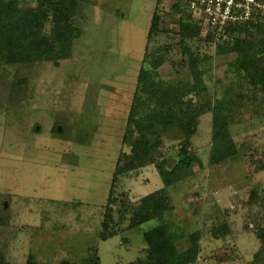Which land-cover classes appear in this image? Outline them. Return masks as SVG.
I'll list each match as a JSON object with an SVG mask.
<instances>
[{
    "label": "rangeland",
    "instance_id": "1",
    "mask_svg": "<svg viewBox=\"0 0 264 264\" xmlns=\"http://www.w3.org/2000/svg\"><path fill=\"white\" fill-rule=\"evenodd\" d=\"M186 3L76 0L70 58L0 65L4 263L82 264L97 252L99 264H154L146 235L162 228L178 256L198 242L193 264H264V88L240 71L264 70V28L215 45ZM54 30L51 13L44 37L56 46ZM143 69L197 123L194 135L163 129L153 106L129 123ZM151 120L154 163L114 182L133 152L129 129L135 141ZM185 146L194 166L167 187L159 168L172 169ZM104 224L115 236L102 242Z\"/></svg>",
    "mask_w": 264,
    "mask_h": 264
},
{
    "label": "trees",
    "instance_id": "2",
    "mask_svg": "<svg viewBox=\"0 0 264 264\" xmlns=\"http://www.w3.org/2000/svg\"><path fill=\"white\" fill-rule=\"evenodd\" d=\"M76 5V0H37L36 7L19 8L12 1L5 2L4 0H0V65L3 63H36L49 60L57 64L61 60L70 58L73 43L80 35L79 31L72 25ZM175 8L179 9L176 6ZM51 13L53 14V21L55 22L54 36L57 47L52 45L44 37V29L50 19ZM154 20L156 19L154 18ZM154 20L150 34L156 29V21ZM198 25L200 34V32L202 33V27L200 24ZM243 28H254L256 31L262 29L258 25L256 27H240L235 29V31L239 32ZM206 41H209V39H206ZM233 45V42H229L221 46L232 48ZM260 45L264 47V39ZM254 66L247 67L246 65H242L240 66V71L248 72V79L255 89L264 88V70H260ZM251 68H253L252 72H249ZM156 77L157 74L155 72L152 73L150 70L143 69L140 72L138 78V94L136 95L137 104L133 109L132 118L129 119V123L134 122V116L141 115V107L145 108L148 106L149 109L153 106L151 109V116L153 117L151 118L158 122L163 129L168 130L179 127L188 137L194 135L196 133L197 123L192 119H187L185 116L186 109L178 111L172 106L173 104L170 101L165 99L164 83ZM143 96L146 98H142ZM169 98L170 100L172 99L171 95H169ZM154 121L151 120L149 126L135 141L133 139L134 133L131 128L129 129L126 139L132 144L133 152L130 155H123L122 161H120L118 170L115 173L114 182H116L119 174L146 168L154 163L153 154L157 147H153V144L150 143L153 142L152 139L147 136V134L150 136L154 134L156 123ZM134 123L137 124L136 121ZM183 148V153L181 155L179 154L177 163L172 169L167 171L165 166H160L159 168L161 180L167 187H171L181 181L186 172L194 166L195 159L190 153L189 147L185 146ZM110 203H112L111 198ZM107 229L108 227L104 224L103 231L99 233L102 242L115 236L114 234L106 235L104 230ZM163 232L164 230L160 228L146 235V242L150 247V256L154 264H193L196 262L200 252V246L197 241H194L192 249L186 254L178 256L172 246L171 238ZM98 256L96 252L94 256L89 258L88 262L83 261L82 264H99L100 257ZM0 264L6 263L3 262V259H0ZM61 264L74 263L62 262Z\"/></svg>",
    "mask_w": 264,
    "mask_h": 264
},
{
    "label": "built area",
    "instance_id": "3",
    "mask_svg": "<svg viewBox=\"0 0 264 264\" xmlns=\"http://www.w3.org/2000/svg\"><path fill=\"white\" fill-rule=\"evenodd\" d=\"M186 1L195 21L202 25V34L215 45L234 42L237 28H264V0Z\"/></svg>",
    "mask_w": 264,
    "mask_h": 264
}]
</instances>
